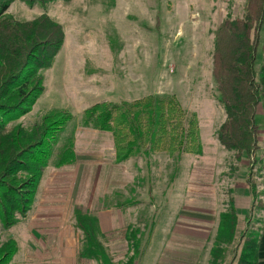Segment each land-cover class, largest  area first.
<instances>
[{"label":"rangeland","instance_id":"374dc122","mask_svg":"<svg viewBox=\"0 0 264 264\" xmlns=\"http://www.w3.org/2000/svg\"><path fill=\"white\" fill-rule=\"evenodd\" d=\"M245 4L10 2L6 13L18 20L46 13L61 24L64 39L52 66L41 70L43 92L17 118L9 119L14 113L2 118L27 130L55 111H66L70 118L53 143L30 210L6 229L0 224V244L11 239L16 245L9 264H99L77 260L75 206L97 216L111 264H126L131 256L132 264H211L217 245L225 247L222 264L236 263L246 237L264 226V108L256 117L259 147L251 163L256 191L251 195L248 159L236 160L216 136L225 113L212 75V50L219 23L228 15L241 17ZM150 95L172 98L186 115L195 114L201 155H171L162 146H147L117 163L112 134L82 126L84 110L95 103H129ZM68 139L75 160L56 167V153ZM231 202L237 225L226 245L217 235Z\"/></svg>","mask_w":264,"mask_h":264},{"label":"trees","instance_id":"16d2710c","mask_svg":"<svg viewBox=\"0 0 264 264\" xmlns=\"http://www.w3.org/2000/svg\"><path fill=\"white\" fill-rule=\"evenodd\" d=\"M11 1L0 0V224L3 229L14 225L17 215L25 216L30 210L53 154V143L70 118L66 111H55L29 130L19 123L8 126V119L2 118L10 113L14 114L9 119L17 118L43 92L41 70L52 66L64 39L61 24L46 13L30 20H18L6 13ZM22 1L29 6H44L56 0ZM212 75L225 113L216 132L217 139L226 150L234 152L236 160L242 156L248 159L246 181L249 193L254 195L251 163L259 147L256 117L259 107L264 108V0H246L241 17L228 15L219 23L213 36ZM81 123L112 134L117 163L139 154L147 146L151 150L162 146L171 155L202 154L195 114L186 115L172 98L150 95L129 103L98 102L84 110ZM68 140L56 153V167L75 160L73 141ZM72 213L73 227L80 232L77 260L111 264L97 216L77 206ZM236 225L237 213L231 202L221 215L219 242L230 245ZM262 232L264 226L246 237L235 264L257 263L258 237ZM15 251L14 241L2 242L0 264H9ZM224 256L225 247L215 246L211 264H222ZM133 260L131 256L126 264H132Z\"/></svg>","mask_w":264,"mask_h":264},{"label":"crops","instance_id":"0c3cea01","mask_svg":"<svg viewBox=\"0 0 264 264\" xmlns=\"http://www.w3.org/2000/svg\"><path fill=\"white\" fill-rule=\"evenodd\" d=\"M256 264H264V232H262L258 237Z\"/></svg>","mask_w":264,"mask_h":264}]
</instances>
